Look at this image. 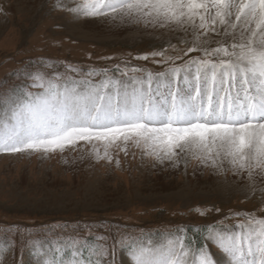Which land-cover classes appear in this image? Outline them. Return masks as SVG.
Returning a JSON list of instances; mask_svg holds the SVG:
<instances>
[{"label": "snow or ice", "instance_id": "snow-or-ice-1", "mask_svg": "<svg viewBox=\"0 0 264 264\" xmlns=\"http://www.w3.org/2000/svg\"><path fill=\"white\" fill-rule=\"evenodd\" d=\"M69 11L145 28L191 30L192 46L184 56L201 54L175 64L183 57L153 51L137 58L172 66L153 74L117 65L123 78L103 69L98 80L94 69L77 79L81 70L75 67L61 72L42 64L0 92V153L63 152L83 144L111 161L113 146L133 144L160 163L178 165L182 153L191 154L202 165L230 169L241 182L245 176L264 179V0H81ZM210 38L217 41L213 48ZM244 215L247 222L236 231L209 226L207 239L220 256L182 229L159 246L130 234L116 243L126 250L128 264H264V217ZM31 243L36 264H112L106 243L96 244L94 259L81 251L87 241L76 237L66 244ZM8 250L0 247V255Z\"/></svg>", "mask_w": 264, "mask_h": 264}, {"label": "rangeland", "instance_id": "rangeland-1", "mask_svg": "<svg viewBox=\"0 0 264 264\" xmlns=\"http://www.w3.org/2000/svg\"><path fill=\"white\" fill-rule=\"evenodd\" d=\"M59 2L60 7L57 0H0V92L42 64L61 72L66 65L75 67L81 70L77 79L94 69L100 75L92 78L98 80L103 69L123 78L114 70L117 65L153 74L172 66L151 56L137 58L153 51L183 57L175 64L201 54L184 56L192 46L191 30L77 16L69 9L81 0ZM216 43L210 38L208 47ZM109 155L111 161L98 159L83 144L63 152L0 153V247L9 249L0 255V264H36L31 241L66 244L71 237L87 241L81 248L85 256L94 259L96 244L106 243L112 264H128L126 250L116 243L122 234L159 246L177 229L220 256L207 239L209 226L236 231L247 222L244 214L264 217V179L245 176L241 182L230 169L202 165L191 154L182 153L178 165L160 163L133 144L113 146ZM69 252L70 245L65 247Z\"/></svg>", "mask_w": 264, "mask_h": 264}, {"label": "trees", "instance_id": "trees-1", "mask_svg": "<svg viewBox=\"0 0 264 264\" xmlns=\"http://www.w3.org/2000/svg\"><path fill=\"white\" fill-rule=\"evenodd\" d=\"M200 238V237H199ZM200 241V240H199Z\"/></svg>", "mask_w": 264, "mask_h": 264}]
</instances>
